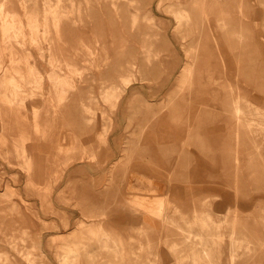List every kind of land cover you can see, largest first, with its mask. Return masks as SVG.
<instances>
[{
  "label": "rangeland",
  "instance_id": "374dc122",
  "mask_svg": "<svg viewBox=\"0 0 264 264\" xmlns=\"http://www.w3.org/2000/svg\"><path fill=\"white\" fill-rule=\"evenodd\" d=\"M0 8V264H264V0Z\"/></svg>",
  "mask_w": 264,
  "mask_h": 264
},
{
  "label": "bare ground",
  "instance_id": "6f19581e",
  "mask_svg": "<svg viewBox=\"0 0 264 264\" xmlns=\"http://www.w3.org/2000/svg\"><path fill=\"white\" fill-rule=\"evenodd\" d=\"M1 9V8H0ZM2 10H0V12H1ZM55 15V14H54ZM190 18V17H189ZM8 18H6V20H7ZM12 19V18H11ZM14 19V18H13ZM31 19V18H30ZM54 19H56V18H54ZM46 20H48V19H46ZM5 21V20H4ZM30 21V20H29ZM31 23L29 24V27H31L32 29H34V31H35V35L37 34L38 35V32H40V30L42 29V27L38 24V22H36V21H34V20H31L30 21ZM56 22V21H55ZM47 23V22H46ZM5 25H3V29H4V27L5 28H8V29H14V31L12 32V36H20V34L23 32L22 30H23V26H22V24H21V21L19 22V23H12L11 24V26H9L8 25V23H4ZM1 25V24H0ZM46 31V30H45ZM47 34V33H46ZM10 35V34H9ZM9 35H7V36H9ZM24 35V34H23ZM35 35H33V37H32V40H33V43L36 45V44H38V41H39V39L37 38V36H35ZM6 36V37H7ZM11 37V36H10ZM45 40H48V38L47 39H45ZM23 43V42H22ZM65 43V42H64ZM38 50H39V48H38ZM40 51H42V50H40ZM51 51V50H50ZM44 52V51H43ZM45 54V53H44ZM50 54V53H49ZM41 55V54H40ZM46 56V55H45ZM52 57H53V60L55 61V59L57 60V58H56V56L55 55H53L52 54ZM97 57V56H96ZM51 59V58H50ZM51 61V60H50ZM53 61V62H54ZM53 62H52V66H53ZM51 65V64H50ZM97 66H98V64H97ZM33 68H34V66H33ZM99 68H101V67H99ZM97 69H98V67H97ZM47 70V69H46ZM52 70V69H51ZM75 70H76V68H75ZM78 70V69H77ZM76 70V71H77ZM30 72L32 73V75H35L36 73H35V71L34 70H30ZM37 72H39V71H37ZM40 73V80L39 79H36V82L37 83H39V88H40V90H44L42 87H43V85H40L41 84V82L42 81H44V80H47L48 81V83H50V86H53V85H51V83H53V81L55 80V75L53 74V73H48L47 74V72L46 73H44V72H42V71H40L39 72ZM56 73V72H55ZM56 75H57V73H56ZM62 75V74H61ZM58 77V76H57ZM68 77V76H67ZM64 79V78H63ZM129 79V78H128ZM67 80V79H66ZM72 80V79H71ZM64 81H65V79H64ZM67 82V81H66ZM70 85H71V83H69ZM63 85H64V82H63ZM62 85V86H63ZM56 86V85H55ZM67 86H68V83H67ZM67 88V87H66ZM69 88V87H68ZM73 88V87H72ZM57 89H58V87H57ZM62 89V88H61ZM55 90V89H54ZM60 90V89H59ZM68 90V89H67ZM66 90V91H67ZM109 90V89H108ZM65 91V90H64ZM49 92V91H48ZM58 92V91H57ZM106 93V92H105ZM240 93V92H239ZM106 96V95H105ZM61 98V97H60ZM239 104H240V101H239ZM240 112H241V110H240V107L237 105V107H236V115L237 116H239V118H240ZM254 121H256L255 120V117L254 116H252V118H251V120H250V125L254 122ZM248 123V122H247ZM260 125V124H259ZM260 126H262V125H260ZM188 232H190V231H188ZM191 233V232H190ZM193 233V232H192ZM197 233V232H196ZM201 233V232H200ZM189 234V233H188ZM194 234V233H193ZM190 235V234H189ZM190 236H192V234L190 235ZM189 236V237H190ZM197 235H195V237H196ZM199 236V235H198ZM194 237V238H195ZM202 237V235L200 236V238ZM202 239H203V237H202ZM236 241H238V240H236ZM236 241H235V243H236ZM26 243V242H25ZM204 243H207V241L206 242H204ZM208 244V243H207ZM207 244H205L204 246H206ZM209 247V246H208ZM210 248V247H209ZM201 251L204 253V254H209L208 252H207V249L205 248V247H202V249H201ZM210 258V257H209ZM234 258V257H233ZM207 261V263L209 262V264H213V262H211V260H206ZM211 262V263H210Z\"/></svg>",
  "mask_w": 264,
  "mask_h": 264
}]
</instances>
